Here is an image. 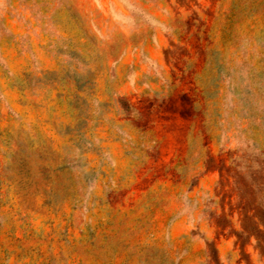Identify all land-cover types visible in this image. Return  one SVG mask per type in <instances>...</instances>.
Listing matches in <instances>:
<instances>
[{
    "label": "rangeland",
    "instance_id": "1",
    "mask_svg": "<svg viewBox=\"0 0 264 264\" xmlns=\"http://www.w3.org/2000/svg\"><path fill=\"white\" fill-rule=\"evenodd\" d=\"M0 264H264V0H0Z\"/></svg>",
    "mask_w": 264,
    "mask_h": 264
}]
</instances>
